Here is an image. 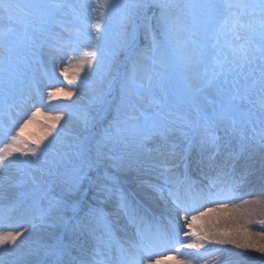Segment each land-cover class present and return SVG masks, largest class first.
<instances>
[{
  "label": "snow or ice",
  "instance_id": "obj_1",
  "mask_svg": "<svg viewBox=\"0 0 264 264\" xmlns=\"http://www.w3.org/2000/svg\"><path fill=\"white\" fill-rule=\"evenodd\" d=\"M153 7L159 9L155 30L152 18L147 15ZM103 8L101 15L107 12L120 14L118 47L127 55L124 60L126 70L120 80L119 104L114 119L109 123V127H116V135L105 129L104 136L95 141L97 163L105 155L102 149H107L110 159L111 153L124 152L138 169L156 171L159 182L150 187L163 200L164 216L158 219L155 209L153 214H149L144 209L132 207L114 184H99L91 179L88 170L93 165L86 154L91 151L93 118L86 109L77 113L82 131L73 137L67 151L47 160V146L42 149L39 139L34 141L35 148L30 152L23 151L19 145L26 141L22 140L21 133L41 115L37 108L31 119L11 137V143L0 150V171L10 168L15 163L11 157L19 152L33 158L25 163L43 172L45 179L39 185L33 181L30 199H18L11 206L0 209V218L10 220L19 212L24 219L19 226L23 231L10 230L0 234V249L14 252L15 248L4 246L15 245L18 248L24 240H20V244L16 243L17 240L30 228L55 225L65 230L63 235L52 232L46 240L37 239L13 264H102V252L86 254L83 246L78 247L71 238L77 232H88L95 222L104 223V235L108 241L105 245L104 240H98L97 247L115 245L119 248V264H157L153 259L156 249L179 235L182 227L191 229L192 222L207 215L204 210L207 208L208 211L233 212L234 219L242 221L241 226L234 230L236 235L225 237L219 232L198 234L193 237L195 242L177 241L180 248L203 249L205 242H211L233 245L264 257V244L254 243L251 239L259 236L264 240V235L249 232L247 224L251 223L252 213L244 210L245 205H264V198L245 199L237 195L236 181L232 178L236 157L232 153L222 165L217 166L215 160V153L221 147L217 135L221 128L226 134L231 132L233 137L239 136L242 149L252 141L264 145V0H196L194 3L104 0ZM185 8L193 12V29L189 38L177 42V27L172 13ZM86 9L95 11L90 4L75 5L68 0H30L27 5L14 0H0V20H3L0 51L8 53L0 57V107H12L17 85L29 72L30 65L21 56L22 48L35 57L41 54L45 45L57 50L67 46L53 44L50 38H46L57 13L67 10L76 17L79 27L65 30L73 33L75 43L84 39L94 45L91 58L87 60L89 68L93 64L98 68L102 66L103 59L97 53V47L105 40V33L101 31L99 22L94 26L90 24ZM142 30L148 41L145 47L138 44V34ZM197 34L203 39H197ZM143 61H151V73H142ZM67 71L63 68L60 75L67 78ZM68 83L71 84L72 80L69 79ZM154 89L159 91L160 99L153 96ZM55 95L50 91L48 99ZM66 95L71 96L72 92ZM149 97L152 98V107L145 108ZM94 99L99 106L97 117L103 120L108 113L105 93L101 91ZM179 108L186 109V112L183 115L176 113L174 109ZM51 119L59 121L61 116ZM177 130L182 131L186 140L194 139L190 133H196L202 145L210 150L207 161L201 159L196 162L197 168L205 163L216 168V174L206 184L198 186L188 174L194 162L187 158L186 149L172 142L171 137ZM152 141H156L155 146L149 148L147 145ZM129 147L133 152L126 151ZM42 162L46 168H40ZM229 163L231 170H226ZM181 166L183 171H179ZM85 184L89 186L88 191L82 195ZM18 186L12 178L0 177V197L8 198L9 190ZM56 188L60 189L59 194L50 195ZM89 193L116 200L118 209L128 216L129 223L135 228V238L126 246L112 238L111 226L103 213L85 203ZM260 195L264 197V183ZM236 199L242 203L229 209V204ZM212 205L218 207L213 208ZM164 217L167 224L161 223ZM181 220L184 225L180 224ZM184 235L193 234L186 232ZM180 264L190 262L180 261Z\"/></svg>",
  "mask_w": 264,
  "mask_h": 264
},
{
  "label": "rangeland",
  "instance_id": "obj_2",
  "mask_svg": "<svg viewBox=\"0 0 264 264\" xmlns=\"http://www.w3.org/2000/svg\"><path fill=\"white\" fill-rule=\"evenodd\" d=\"M14 2L19 3L21 5H27L30 3V0H14ZM68 2L79 5L81 3L84 4H90L92 8L95 9V11H91V9H86L90 24L95 25V23L99 22L101 24V31L105 33V40L101 42L100 46L97 47V53L102 56L103 64L99 68L93 64L92 68H89L87 66V60L91 58L92 53V45L89 41L81 39V41L78 43V45L87 50V54L82 57V59L76 62H71L72 65H70L67 69V78L65 76L60 75V72L62 70L61 67V61H55L50 62L48 65L49 68V74L56 77H60L61 85L55 86L54 80L55 78H51L49 74H47V77L40 76L41 82L39 84V88L42 90L49 89L51 92L59 93L61 98H70V96L66 95V84L68 80L73 79H84V81L81 80L79 86H70L68 89L72 92V94L77 93L81 96H86L88 99L96 97L101 91L105 93V99L108 102V113L105 119L101 120L97 117V108L99 107L94 103L92 105V108L89 113L91 117L93 118L91 123L93 127L91 128L92 133V139L89 147L91 148V151L86 154V158L89 160V162L93 165L90 170H88L89 176L92 180H97V171L100 170V162L97 163V155H96V147H95V141L97 139H100L105 134V129L108 130V133L115 136L116 135V127L112 126L109 127L110 121H112L116 115V108L119 104V95H120V80L122 78L123 73L126 70L124 60L126 58L127 53L125 51H122L118 47L119 43V34H120V14L118 12H107L104 15H101V13L104 12L103 4L104 0H68ZM176 3H194L196 0H174ZM147 15L151 17V24L153 26V30L156 28L155 24V18L159 15V9L158 8H151L148 10ZM172 18L176 24L177 27V33H176V41L180 42L187 38L192 33L193 29V12L190 9H177L172 13ZM246 19V18H245ZM59 20V22H63L66 25V28L75 29L79 27V22L77 21L76 17L70 12V11H63L60 13H57L48 29V33H46V38L54 37L56 33L60 32H66L71 39L75 40V37L73 36V33L71 31H66L64 29H60L59 26L56 24V22ZM217 20L216 22H218ZM3 24V20H0V25ZM21 32L23 31L22 28L19 29ZM65 34V33H64ZM93 34L94 28H93ZM142 34H144V31H140L138 34L139 42L142 44V41H140V38L142 39ZM159 34V33H158ZM60 40V37H57ZM197 39H203L202 36L197 34ZM51 39V38H50ZM76 46L75 48L78 50L80 49L79 46ZM8 53L0 51V57L7 56ZM61 55L66 57L67 59H70L72 54L70 53H64L61 52ZM21 56L24 57L29 65V72L27 76L24 78V80L17 85V88L14 93V100L13 102L17 101L18 98L21 96H25L28 90L30 91L29 84L32 82L33 78H36L33 74V65H34V57H31L30 53L26 48L21 49ZM73 57L75 58L76 55ZM64 61V60H63ZM147 61L142 62V73H151L152 71V64L151 61L146 63ZM80 66V67H79ZM37 79V78H36ZM109 82H111V86L108 87ZM63 89V91H58V89ZM76 89V90H73ZM153 96L157 99H160V93L158 90H153ZM152 107V98L149 97L145 101V108H151ZM4 107H0V113L4 111ZM174 111L180 115H183L186 112V109L179 108L174 109ZM43 129H47V127L42 124L41 125ZM82 131V124L81 122H75V123H67V122H58L56 125H53L49 128V133L44 138V145H41V148H45L47 146V152L45 154V158L47 160H52L57 154L63 153L68 150L69 143L73 140V137L79 135ZM59 133V136L57 135ZM74 135V136H73ZM190 135L193 137L194 135H197L196 133H190ZM235 139H238L239 136L233 137ZM253 143L260 144L258 141H252ZM223 143V148L227 149V146L225 147V143ZM262 145V144H260ZM264 146V145H262ZM33 148L31 147L28 151L30 152ZM102 151L105 153V155H102L100 158L105 164V169L102 171L104 179L109 184H114L115 187L118 189L120 193H122L129 204L134 208H139L138 203L135 201V198L132 197L131 193L127 190V184L123 181L125 177L122 179L121 176L123 172L124 164H126V161H128V157L124 155V152H119L118 158H115V153H111V159L109 158V154H107V149H102ZM127 152H132L133 149L129 147ZM124 158H121V157ZM217 156V154H215ZM223 157V156H222ZM15 163L12 165L9 169H12L13 173H15L14 177H11L14 181L18 183V187L14 188L15 193L13 196L9 197L7 199L6 206L0 209H5L12 204H14L18 199H30L31 198V189L33 186V181L37 185L42 184L44 182V179L38 178L33 175V170L25 163V161L33 159L31 156H19L17 158H12ZM122 163V164H119ZM47 165L45 163H41L40 168H46ZM44 174V173H43ZM121 175V176H120ZM86 185V184H85ZM130 186H133L129 184ZM57 189V188H56ZM84 192H82L83 195ZM59 193L53 191L50 193L52 196H57ZM87 199L86 204L88 206H91L93 208L102 209V206L98 204L97 199L93 196L92 193H89L88 196L85 198ZM109 200V199H108ZM111 201V200H110ZM113 205L112 209L118 210V205L116 200H112ZM102 212V211H101ZM150 214V213H149ZM106 222L111 226V222L108 220L107 217H104ZM112 221V216H111ZM114 221H112L113 224ZM24 223V219L21 213H15L11 219L6 218H0V230L2 229L3 232H7L10 230H18L23 231L22 228L19 226ZM162 224H167L166 222H162ZM9 224L11 225V228H9ZM114 225V224H113ZM104 223H95L93 222L90 225V230L88 232L79 233L77 232L75 235H71V238L73 242L79 247L83 246L84 251L86 254H92L93 251H99V252H106L107 250H111L115 245L112 247L105 246L107 244V237L104 235ZM64 229L55 226L50 225L47 228H30L28 232H24V235L20 236V238L17 240V244H20V240H24V244L20 245V247H16L15 245H5V248H15L14 252H5L3 249H0V262L2 264H13L15 259L20 256L22 253L26 252L29 247L32 246L33 242L37 239H43L46 240L48 238V234L55 232L57 235H63ZM259 233H264V226L262 228H259ZM29 232L31 234H29ZM117 232V229H116ZM111 228L112 236L116 233ZM118 233V232H117ZM25 237H28L25 240ZM98 240H104L105 245H101L99 248L97 247V241ZM257 243V242H255ZM257 244H264L263 242L257 243ZM209 246V245H208ZM207 246V247H208ZM246 254H248L250 259H248V262L243 261L241 264H264V257H260L258 253H255L250 250H245ZM111 255L113 253H110ZM120 256V255H118ZM106 256L103 254L101 257L102 264H110L108 260L105 258ZM216 264V263H213Z\"/></svg>",
  "mask_w": 264,
  "mask_h": 264
},
{
  "label": "bare ground",
  "instance_id": "obj_3",
  "mask_svg": "<svg viewBox=\"0 0 264 264\" xmlns=\"http://www.w3.org/2000/svg\"><path fill=\"white\" fill-rule=\"evenodd\" d=\"M219 22V21H218ZM217 22V23H218ZM142 44L141 47H145L148 44V41L145 40V34L142 35ZM139 42V39H138ZM61 67L68 68L71 64L70 60L59 58L57 61H61ZM64 60V61H63ZM56 61V62H57ZM80 67V66H79ZM53 78H55L53 76ZM54 80V85H61L60 77H56ZM81 81L72 78V83L70 86H74L75 84H80ZM50 92L49 89L46 91L40 90V93L44 96ZM95 98V97H94ZM88 99L86 96L78 95L77 93L72 94L70 98H61L60 94L56 93L50 100L47 99L45 103L48 107H44L41 102H35L31 105H23L22 111L14 114V118L12 121V129L13 132H9L0 124V150H2L6 144H10V142L5 143V139L8 136L15 135L17 131H19L20 127L23 124L31 119L32 114L36 111L37 108L40 109L41 115L35 118V121L31 124H28L27 128L21 133L22 140L26 141V143L19 145V147L23 151H28L31 147L35 146L34 141L39 139L41 140V145H44V138L49 133V128L53 125H56L58 122H67V123H75L76 120L70 116L69 113L65 114V117L61 118L59 121H55L51 119L55 117L54 115V107L59 105H65L68 107V110H85L92 108V105L95 103V99ZM42 124L46 125L47 129L42 128ZM218 137L220 138L221 147L215 153V160L218 165L224 164L228 161L229 153H232L233 156L236 157L235 163V171L233 174V179L236 181V186L238 189V196H243L245 199H260L261 197V185L264 183V146L260 144H256L251 142L244 149L241 148L240 138H233L231 132L225 133L224 129L221 128L217 132ZM194 139L186 140L182 131L177 130L171 137L173 143L180 145L182 148L186 149V156L189 160L194 163L191 164L188 170V174L191 179L198 185L206 184L208 179L216 174V168L209 167L206 163L201 165L199 168L196 167V162H199L201 159L207 161L208 157L211 155L210 150H208L204 145H202L199 136L194 135ZM227 141V149L223 148V143ZM156 141L149 142L147 145L149 148L155 146ZM133 152V151H132ZM119 152L115 153V158H118ZM134 154V153H133ZM21 155L19 152L15 153L11 158H17ZM223 156V157H222ZM119 164H122L119 162ZM14 165V164H13ZM32 169V168H31ZM105 169V164L100 158V170L97 171V183L105 184L107 183L103 176V170ZM33 175L35 174L38 178H45L43 172L39 169H32ZM90 170V169H89ZM122 172V179L127 184V190L131 193L132 197L135 198L136 202L140 209L146 210L148 213L153 214V209L156 210L155 215L158 219L164 216L162 212L163 208V200L158 198V194L153 193L151 190V185L159 182V175L156 171L149 169H138L135 164L131 163V160L128 158L126 164H124ZM183 166L179 169V171H183ZM226 170H231V163H229V168ZM15 173H13L12 169H6L0 171V177H14ZM129 184L133 185L130 186ZM88 185H84L82 188V192L88 191ZM59 193L60 189L57 188L54 190ZM251 192L254 193L252 196H248L247 194ZM15 193V189H10L8 193V198L13 196ZM100 206H102L103 216L107 217L111 222V228L116 232L112 238L119 242L121 246H126L129 241L134 239L135 228L129 223L128 216L125 215L122 211L112 209L113 202L112 200H108L103 196H100L98 193L94 196ZM8 198L0 197V208L6 206V201ZM87 201V199H85ZM86 203V202H85ZM242 201L240 199L234 200L229 204V209H231L235 204H241ZM213 208L218 207V205H212ZM207 211V215L201 216L199 219L192 222V228L189 229L186 226L182 227L179 235L173 236L170 242H166L161 244L156 249V254L153 259L157 261V264H180V261H187L190 264H241L246 260L248 262L249 255L246 254V249H239L233 245H219L216 243L205 242V247L203 249H184L180 248V245L177 241L183 242H195L194 235L203 234V233H216L219 232L223 236H235V229L239 228L242 224V221L234 219V213L231 211H208L207 208L204 209ZM244 210L250 211L252 215L250 216L251 223L247 224V228L250 233H257L259 228L264 226V205L256 204V205H245ZM112 216V221H111ZM162 222H166L167 218L164 217ZM189 221H191V217H189ZM128 225L125 228V225ZM181 225H184L185 222L183 220L180 221ZM191 232L193 235L185 236L184 233ZM3 230H0V234H5ZM264 235V233H261ZM241 235H244L241 233ZM252 241L255 243L263 242L259 236L251 237ZM209 245V246H208ZM208 246V247H207ZM179 249V252L176 250ZM110 253H113L112 255ZM106 257V260L110 262V264H119V256L120 251L119 248L114 247L111 250H107L103 253Z\"/></svg>",
  "mask_w": 264,
  "mask_h": 264
}]
</instances>
